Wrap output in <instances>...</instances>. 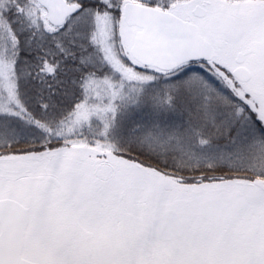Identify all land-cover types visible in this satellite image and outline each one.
Masks as SVG:
<instances>
[{"label": "snow or ice", "instance_id": "obj_1", "mask_svg": "<svg viewBox=\"0 0 264 264\" xmlns=\"http://www.w3.org/2000/svg\"><path fill=\"white\" fill-rule=\"evenodd\" d=\"M0 264H264V0H0Z\"/></svg>", "mask_w": 264, "mask_h": 264}]
</instances>
